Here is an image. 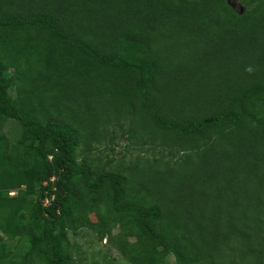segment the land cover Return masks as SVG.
I'll use <instances>...</instances> for the list:
<instances>
[{
	"label": "trees",
	"instance_id": "obj_1",
	"mask_svg": "<svg viewBox=\"0 0 264 264\" xmlns=\"http://www.w3.org/2000/svg\"><path fill=\"white\" fill-rule=\"evenodd\" d=\"M238 1L0 0V264H83L81 228L130 264H264V0Z\"/></svg>",
	"mask_w": 264,
	"mask_h": 264
},
{
	"label": "rangeland",
	"instance_id": "obj_2",
	"mask_svg": "<svg viewBox=\"0 0 264 264\" xmlns=\"http://www.w3.org/2000/svg\"><path fill=\"white\" fill-rule=\"evenodd\" d=\"M228 2L239 12H242L244 10V6H242L238 0H228ZM11 94L14 96L16 95L15 91H11ZM5 134L11 139L16 140V138L19 137L20 134V125L18 123L13 122L12 120L7 121L4 124L3 128ZM135 139V138H132ZM115 145V144H112ZM135 145L131 141V139L128 138V135L125 137H119L118 138V144L114 147V152H112L111 147H107L106 149H103L102 154L113 156L114 163H117V161L125 156V160H127L130 156L138 153L139 147ZM137 147V148H136ZM143 147L150 148L148 145H144ZM105 158V157H104ZM92 220H97L98 216L96 213H91L90 215ZM118 231V227L115 226L112 229L113 234H115ZM70 240L73 243V246H76V249L79 251L80 255L83 258V264H90L93 260H97L99 264L103 261H111L114 260L113 264H130L125 257L119 252V250L111 244L110 240L108 238H103L101 240L98 239L97 234L95 231L88 229V228H81L76 233H69ZM106 258V259H104ZM169 264H175L173 256H170L169 258Z\"/></svg>",
	"mask_w": 264,
	"mask_h": 264
},
{
	"label": "clouds",
	"instance_id": "obj_3",
	"mask_svg": "<svg viewBox=\"0 0 264 264\" xmlns=\"http://www.w3.org/2000/svg\"><path fill=\"white\" fill-rule=\"evenodd\" d=\"M52 177H54V176H52ZM52 177H51V178H52ZM51 178H50V181H53V180L55 179V177H54V179H53V180H51ZM45 182H47V183H48V181H47V180H46V181H44V183H45ZM47 183H45V184H47ZM11 192H13V193H11ZM11 192H10V194H14L16 191H15V190H13V191H11ZM45 199H49V197H45V198H44V200H43V201H44V204H45Z\"/></svg>",
	"mask_w": 264,
	"mask_h": 264
},
{
	"label": "built area",
	"instance_id": "obj_4",
	"mask_svg": "<svg viewBox=\"0 0 264 264\" xmlns=\"http://www.w3.org/2000/svg\"><path fill=\"white\" fill-rule=\"evenodd\" d=\"M54 179V177H52L51 178V180H53ZM45 183H47V182H45ZM11 193H13V192H11ZM49 203V199H45V204H48Z\"/></svg>",
	"mask_w": 264,
	"mask_h": 264
}]
</instances>
